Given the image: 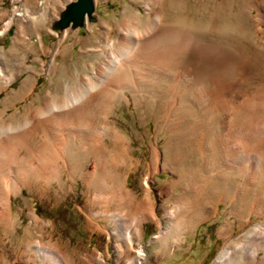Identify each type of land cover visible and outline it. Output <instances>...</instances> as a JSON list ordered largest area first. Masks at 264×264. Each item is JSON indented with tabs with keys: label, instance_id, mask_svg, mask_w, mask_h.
<instances>
[{
	"label": "rangeland",
	"instance_id": "obj_1",
	"mask_svg": "<svg viewBox=\"0 0 264 264\" xmlns=\"http://www.w3.org/2000/svg\"><path fill=\"white\" fill-rule=\"evenodd\" d=\"M61 1L0 0V59H8L7 70L16 79L0 91V111H7L4 119L16 115L18 122L46 101L89 84L97 94L89 108L97 145L102 142L104 157L117 165L112 149L118 133L124 165L112 172L117 187L123 185L124 194L145 205L135 219L147 221L127 249L115 233L114 206L102 209L94 202L90 174L98 160L85 156L73 171L77 155L66 151L61 182L11 195L12 220L0 221V264H49L33 247L26 250L35 241L51 245L71 264H129L141 246L146 256L135 264H213L227 246L264 224V165L257 164V156L264 163V152L248 155L241 165L231 159L243 152L246 140H239V148L229 143L247 116L242 101L264 106V0H94L95 22L54 30L65 7ZM135 16L137 33L160 17L148 34L158 43L140 57L125 56L127 46L119 49L125 24ZM115 53L125 60L107 76ZM11 93H20L18 99L10 95L12 102L3 106ZM234 162L236 169H253L252 185L245 181L249 174L244 179L234 171ZM204 175L210 177L205 192L186 195L187 180ZM187 197L190 212L173 221ZM166 226L168 235L155 239ZM255 249L254 261L245 263L243 254L230 264H264V245Z\"/></svg>",
	"mask_w": 264,
	"mask_h": 264
},
{
	"label": "bare ground",
	"instance_id": "obj_2",
	"mask_svg": "<svg viewBox=\"0 0 264 264\" xmlns=\"http://www.w3.org/2000/svg\"><path fill=\"white\" fill-rule=\"evenodd\" d=\"M65 8L66 6L64 7V9ZM40 11L43 12L41 7H40ZM136 17L138 16L129 19L128 23L125 24V28H126L125 30L126 33L124 37L125 39H123V41L120 43L119 46V49L123 46H127L126 47L127 51L125 53V56L131 53H137V56L139 57L143 56L145 55V53H147L146 48L148 46L153 47L155 45L154 43H156L157 40V38L154 37L152 38V36L148 34L151 33V31H153L156 25H158L156 23H159L160 17L154 18L153 24H151L150 27L138 33L136 31L137 28ZM28 18L29 17L24 18L21 24H23V22L28 21ZM58 20L59 18L53 23L55 24V22H57ZM8 25H6L5 27H7ZM7 28L5 29L7 30ZM145 36L146 37L150 36L152 39H150L149 37H148L149 39H147ZM141 42L144 43L142 44L144 47L142 49H137L136 44H139ZM165 45L167 46V44ZM186 46L188 45L186 44ZM116 54L118 53L112 54L113 56H109L113 66L112 67L110 66V69H108V71L105 72L107 76L108 74L109 76L111 74H115L114 72H116L117 69H119L118 67L122 63L121 60L123 59L125 60L123 56L122 57L116 56ZM107 60H109V58ZM133 61L134 60H132L131 62ZM7 63H8V59L7 58L5 59V57L3 56V60L0 59V91L6 90L16 80L13 76H11L12 74L7 70V66H6ZM103 66H105V64ZM25 88L26 86L24 85L21 89L22 92ZM18 94L20 93L9 94L6 100L2 102V105L3 106L8 105V102L9 103L12 102L11 97L16 99ZM100 94L101 93H99V95ZM92 95L94 96L92 97ZM96 95L97 94H92V88L89 87V84L84 83L81 84L80 88L69 91L64 98L62 97V99L59 98L57 100L46 101L44 106H42L40 109L36 110L35 112H31L28 118L27 115L24 118L22 117V119H19L18 122L17 120H14L15 118H17L16 115L15 116L10 115L6 119H4L5 113L7 111H0V221L3 220L8 223L11 222L12 220L13 214L11 212L12 211L11 200H10L11 195L17 196L19 193H21V191L24 188L33 190L34 188H38L35 185L46 187L50 185L52 186L54 182L62 181V174L60 173L62 169L61 166L63 164L61 165L60 160L62 154L68 151L71 154L73 153L74 155L75 154L77 155V159L75 160L76 163L73 162L71 165L73 171L77 166H82L83 163L82 160H85V156L94 157V160H98L97 161L98 164L95 165L92 174H90L91 175L90 186L95 191H97L94 202L100 205L102 209H106L110 206L112 207L114 206L113 209L115 210V214L111 216L115 217L116 219L115 220L116 225L114 227L115 233L117 234L118 239L122 241L121 243H124L125 247L127 246V249L131 250L134 247L133 239L135 235L136 236L140 235L139 227L143 224V222L147 221L146 218L145 220L143 219V221L141 222L139 221L142 219L140 218L137 220L135 219L140 214L143 216L142 212L145 209V205L143 204V202L138 201L134 194L130 192L124 194L122 191V189L124 188L123 185L119 184L117 187V183H116L117 176H114L112 171L113 169L115 170V168L117 169L124 165V157L121 156V152L119 153L118 150L120 144L118 142V140L120 139L118 133L114 131L113 136L115 138L116 147L112 149L114 150L113 152H115L114 155L119 158V162H116L117 165L115 164V162L111 163L112 159L109 160L104 157L106 149L103 148L105 145H103L102 142H100L101 143L100 145H97V142L100 140V138L96 136L98 135L97 131H95L96 125L90 119L91 109H89L91 108V102L94 99V97H96ZM23 96L25 97V94H23ZM23 96L21 98H23ZM249 99H247L246 101H242V107H241L243 108L242 111L247 113L244 114L247 115L246 119L243 120L242 124L239 127H237L234 133L232 132L233 136L229 142V143L232 142L237 145L240 144L239 142L240 139L244 138L246 140L245 141L246 143L244 145H241V149H243V152L241 154L235 155L233 159H231L236 162L238 158V160H240L241 165L243 164L245 157H247L248 155L250 154L259 155L264 152V140H261V138H264L263 135L264 106L260 107L258 106V104L256 105L253 102L255 99L254 100L253 99L249 100ZM228 132H230V128ZM103 134L105 135V133ZM101 137H103V135ZM32 155H34L36 158L34 162H32V159L29 160ZM257 158L259 159L258 162L255 160L257 164H260L261 162L264 165V163L260 160V157L257 156ZM235 162L231 165L232 168H234V171H236L243 177L245 176V174H249L251 177L249 176L248 179H246L245 181L247 182L248 185L249 184L252 185L248 180L253 181L255 177L254 175L255 173L253 169H251V167L249 168L250 170L249 169L242 170L241 168L236 169V167H234ZM248 171H250V173ZM12 173H13V177H11ZM222 175L226 177L225 174ZM9 176L11 177V180H9L8 182ZM209 178H207V175H204L203 177L200 176V178H194L195 179L194 181H191L190 179L187 180L185 194L186 195L190 193L194 194V192L195 193L197 192V198H198V196L203 194L202 192H205L204 191L205 187H203L204 186L203 183L205 182L206 184V179ZM261 179L260 181L261 183H263L264 181L262 182ZM179 182L180 180L177 183ZM145 185L148 186L147 181L145 182ZM241 194L243 195L245 193L242 192L240 193V195ZM186 199L187 200H185L184 203L181 202L182 205L181 207L178 208L177 213L173 215V217H171L174 219L173 221L178 219L177 217H181V216L182 217L184 216L186 218V215L190 212L186 210L190 198L187 197ZM262 199L264 201V198ZM231 202L232 203L234 202L233 197L231 198ZM197 207L198 206H196V208ZM106 215H108V213L102 214L103 217L105 216L104 218L107 217ZM32 216L34 219L37 217L35 215ZM189 221L190 219L189 220L185 219V222H189ZM168 230H169L168 226L163 227L161 230V234L157 235L155 239H161L166 237L169 232ZM258 244L264 245V224L262 223L261 225H257L252 230L245 233L241 242H239L235 246L233 245L227 246V248L222 251L220 256L215 260L213 264H230L232 262V259L236 255H243V254L245 255L244 262L249 263L252 260L251 259L252 256L258 253L256 252V250L258 249L254 250V247L257 246ZM31 247H33V250L37 256L41 255L46 257V260L48 261L49 264H71L68 263L67 261H64V258L62 259L59 253H57L56 249L51 245L43 246L40 242L36 243L35 241L34 245L30 244L29 246L28 244V248L26 250L28 251L29 248ZM119 250H121V248H119ZM135 256H136L135 260L132 259V261H130L129 264H135L136 261L140 262L145 258L144 256H146V253L144 247L141 246L136 252Z\"/></svg>",
	"mask_w": 264,
	"mask_h": 264
},
{
	"label": "water",
	"instance_id": "obj_3",
	"mask_svg": "<svg viewBox=\"0 0 264 264\" xmlns=\"http://www.w3.org/2000/svg\"><path fill=\"white\" fill-rule=\"evenodd\" d=\"M94 0L71 1L59 14V20L53 24L54 30L76 29L83 27L88 22H95L96 5Z\"/></svg>",
	"mask_w": 264,
	"mask_h": 264
},
{
	"label": "crops",
	"instance_id": "obj_4",
	"mask_svg": "<svg viewBox=\"0 0 264 264\" xmlns=\"http://www.w3.org/2000/svg\"><path fill=\"white\" fill-rule=\"evenodd\" d=\"M71 1L73 2V1H75V0H70V1H68V0H63V1H61L62 3H63V5H61V9L63 8L62 6H67L68 4H70L71 3ZM67 4V5H66ZM63 11V9L61 10V12ZM61 12H60V14H61ZM35 31H37V32H44V30L43 29H41V28H36L35 29ZM79 31H80V29H79ZM81 40L79 39V36L77 37V44H82L81 42H80Z\"/></svg>",
	"mask_w": 264,
	"mask_h": 264
}]
</instances>
